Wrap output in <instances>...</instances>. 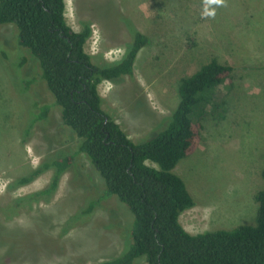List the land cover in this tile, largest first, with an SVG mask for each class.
Here are the masks:
<instances>
[{"label":"rangeland","instance_id":"1","mask_svg":"<svg viewBox=\"0 0 264 264\" xmlns=\"http://www.w3.org/2000/svg\"><path fill=\"white\" fill-rule=\"evenodd\" d=\"M64 2L72 29L91 23L86 52L105 62L122 57L128 21L149 40L137 55L133 79L98 86L103 109L133 142L167 127L182 78L212 58L233 68L234 86L218 89L226 103L224 119L205 115L198 149L172 172L195 202L179 218L188 233L254 224V196L264 189V0H226V7L214 8V17L203 14L214 7L205 0ZM15 31L13 25L0 26V208L46 187L52 171L13 191L6 188L10 182L46 158L70 155L77 144L45 83L37 81L36 91L22 88L28 76H40V68L27 49L13 54ZM22 56L27 64L19 69ZM36 101L50 109L39 124L32 123ZM74 161L49 203L34 204L11 220L0 214V264H95L123 251L132 215L115 197L87 217L74 215L104 189L85 155ZM134 264L147 263L140 258Z\"/></svg>","mask_w":264,"mask_h":264},{"label":"trees","instance_id":"2","mask_svg":"<svg viewBox=\"0 0 264 264\" xmlns=\"http://www.w3.org/2000/svg\"><path fill=\"white\" fill-rule=\"evenodd\" d=\"M5 25L16 29L13 54L27 49L40 68V76H28L22 88L35 90L37 81L45 83L53 104L60 109L62 124L77 144L70 155L46 158L7 185L13 191L52 171L46 187L0 208L4 220L34 204L49 203L62 175L75 166V157L83 154L102 179L104 189L74 215H91L111 196L132 215L124 232L123 251L95 264H134L140 258L147 264H264V189L254 196L257 210L252 225L193 235L179 221L195 202L184 181L172 171L198 149L205 115L217 113V118L224 119L226 103L218 89L234 86L231 66L212 58L182 78L178 103L167 127L157 129L143 142H133L103 109L98 92L102 82L133 79L137 55L149 40L131 22L129 42L122 57L113 63L105 62L100 54L86 52L91 23L81 21L80 29H72L66 22L64 0H0V26ZM26 64L22 56L17 67L23 69ZM44 104L36 101L33 105V124L48 119L50 109ZM260 177L264 182V168ZM8 206L14 214L7 213Z\"/></svg>","mask_w":264,"mask_h":264},{"label":"clouds","instance_id":"3","mask_svg":"<svg viewBox=\"0 0 264 264\" xmlns=\"http://www.w3.org/2000/svg\"><path fill=\"white\" fill-rule=\"evenodd\" d=\"M205 2L214 5V7H212V8H205L204 13H203L205 15V17H207V16L214 17V15H215L214 8L215 7H226L227 6L226 0H205Z\"/></svg>","mask_w":264,"mask_h":264}]
</instances>
